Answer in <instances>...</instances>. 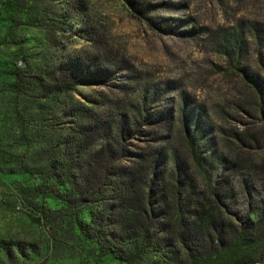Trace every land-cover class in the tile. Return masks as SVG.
I'll use <instances>...</instances> for the list:
<instances>
[{
  "label": "rangeland",
  "instance_id": "rangeland-1",
  "mask_svg": "<svg viewBox=\"0 0 264 264\" xmlns=\"http://www.w3.org/2000/svg\"><path fill=\"white\" fill-rule=\"evenodd\" d=\"M140 167L166 211L122 238ZM190 185L264 264V0H0V264L184 261Z\"/></svg>",
  "mask_w": 264,
  "mask_h": 264
},
{
  "label": "trees",
  "instance_id": "trees-1",
  "mask_svg": "<svg viewBox=\"0 0 264 264\" xmlns=\"http://www.w3.org/2000/svg\"><path fill=\"white\" fill-rule=\"evenodd\" d=\"M69 87L71 88V86ZM63 89V87L59 88L60 91ZM200 138L198 134V141H200ZM189 141L190 143L195 142L193 137ZM196 150L193 148L192 152L196 159L200 161ZM175 165L178 166V163L176 162ZM141 170V167L137 170L134 168V171L127 175V179L120 182L118 190L119 204L112 208V211H117L118 221L116 227L122 238L140 235V233H144L143 237L146 234L150 235L151 226H145L144 220L154 218L157 214H164L166 211L165 187L161 184L158 189L149 186L147 190H144L140 186L142 185L140 181L146 180L147 176L144 178L137 176V173ZM105 175H107L106 168L103 172V176ZM178 186L180 187V185ZM179 187H177V190L180 193ZM188 188L187 191L193 194L192 203L189 202L190 206H193V213L190 216L192 228L188 231V236L192 244L190 251L192 250L196 255L192 256V252L190 254L188 251L184 254V261L177 257L173 259L174 264H207L208 262L210 264H254V245H257V243L254 244V242L245 238L249 228L247 226L242 227L241 230L231 236V239L223 238L224 224L221 216H216L214 209L209 207L211 202H206L208 198L205 196V191L203 189L197 191L192 187ZM210 191L216 195L213 187ZM176 203L180 204L181 201L176 200ZM45 209L42 208V211H49ZM255 224L250 221V230L259 225L258 222H255ZM100 231H103L102 227ZM261 241L259 248L264 252V230L261 234ZM200 249L204 250L202 255L197 253ZM114 251L113 245H109L99 252V257ZM117 257L121 259L122 264H126L127 257L122 258L120 255Z\"/></svg>",
  "mask_w": 264,
  "mask_h": 264
}]
</instances>
